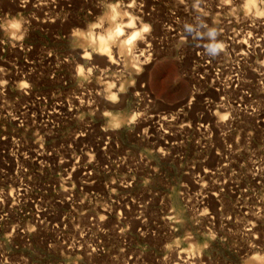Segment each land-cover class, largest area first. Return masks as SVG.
<instances>
[{
	"label": "rangeland",
	"instance_id": "374dc122",
	"mask_svg": "<svg viewBox=\"0 0 264 264\" xmlns=\"http://www.w3.org/2000/svg\"><path fill=\"white\" fill-rule=\"evenodd\" d=\"M246 2L0 0V25L22 22L0 27V264L264 256V9ZM112 6L123 35L152 27L121 68L85 43Z\"/></svg>",
	"mask_w": 264,
	"mask_h": 264
},
{
	"label": "bare ground",
	"instance_id": "6f19581e",
	"mask_svg": "<svg viewBox=\"0 0 264 264\" xmlns=\"http://www.w3.org/2000/svg\"><path fill=\"white\" fill-rule=\"evenodd\" d=\"M251 0H247L246 2V5H245V9L248 10L249 7L248 5L251 4L252 2H250ZM254 3V2H253ZM119 9L116 8L115 6H112L109 10V20H110V26L108 29H106L104 31H102V34H99L98 36H95L94 34H89L88 36L85 37V43L86 45L88 46H91L93 48L94 52L96 55H99V56H103L104 57V60L107 64H110L112 65L111 67H114L116 66L117 68L118 67H125L123 64L124 63H120V61L118 60V62L115 60V54L117 53V49L118 51H122L123 53H126L131 55V51H132V46L135 44V40H132V36L133 35H136L137 31H131L130 28L132 27H127V34H124L123 33L125 32L124 29H123V26L121 24H119L118 22H116V18L119 16ZM128 23V22H127ZM101 28V27H100ZM10 30L13 32V34L17 33V30L19 29H11ZM133 30V29H132ZM131 31V32H130ZM91 33V32H90ZM85 33H83L82 35H84ZM98 34V33H97ZM96 34V35H97ZM126 36L125 38L123 37V39L121 38V36ZM235 38V36H234ZM236 38L239 39L240 37L236 35ZM231 39L230 40V45H234V42L235 40L237 41V39ZM131 41V42H130ZM239 47H240V50L237 51L238 54H236V56H241L244 60H248L249 59V55H247L245 53L244 50H242V47L246 44H253L254 43V40L252 38L246 40V41H239ZM118 46V47H117ZM91 50V49H90ZM86 51V49H85ZM84 52V51H83ZM88 52V51H87ZM85 52L81 59L85 60V61H88L90 60L91 61V54ZM90 52V51H89ZM144 52V51H143ZM142 52V53H143ZM93 54V53H92ZM135 56V54H133ZM132 55V56H133ZM143 56V54H141ZM95 56V55H94ZM91 57V58H90ZM117 57V56H116ZM128 58V57H127ZM135 58V57H134ZM133 58V59H134ZM142 58V57H141ZM132 59V60H133ZM143 59V58H142ZM148 59V58H147ZM95 60V59H94ZM128 60V59H127ZM131 60V61H132ZM135 60V59H134ZM145 61V60H144ZM89 63V62H88ZM135 63H137L135 61ZM87 64V63H86ZM91 63H89L90 65ZM88 65V64H87ZM132 65V64H131ZM135 65V64H134ZM115 68V67H114ZM232 80V79H231ZM114 82V81H113ZM108 84V82L106 83ZM102 85V83H101ZM109 85V84H108ZM107 85V86H108ZM112 86V85H111ZM123 86V84H122ZM104 88V86H103ZM113 89V88H112ZM103 90V89H102ZM109 92V91H108ZM110 92L112 93V91L110 90ZM117 93V92H116ZM110 94V93H109ZM113 94V93H112ZM107 95V94H106ZM119 96V95H118ZM122 96V95H121ZM111 100L108 99V102H110ZM81 103V102H80ZM113 103L110 102V104H107V105H112ZM106 105V104H105ZM56 110V107L53 108V111ZM49 115H53V112L50 111L49 112ZM121 119L117 116V117H113L112 120H111V124L114 125V126H118L119 124H121ZM102 151L105 153L106 152V147H102ZM39 157H43L42 155L39 156ZM91 158V161H94V155H90L89 156V159ZM205 174H207V172H205ZM204 176V175H203ZM206 176V175H205Z\"/></svg>",
	"mask_w": 264,
	"mask_h": 264
},
{
	"label": "clouds",
	"instance_id": "9594fccd",
	"mask_svg": "<svg viewBox=\"0 0 264 264\" xmlns=\"http://www.w3.org/2000/svg\"><path fill=\"white\" fill-rule=\"evenodd\" d=\"M26 2V0H22V5ZM224 3L225 5H230L232 3V0H224ZM258 3L260 5V7L262 9H264V0H258ZM129 8H134L136 7V0H132V3L128 5ZM249 8H255L257 7V4H249L248 5ZM260 15L262 17H264V11H262L260 13ZM0 27H5L7 29H20L22 27V22L21 20L19 19H16V18H12V19H9L7 20L6 24L5 25H0ZM129 27H134V24L132 25H129ZM152 31V27L151 25H148V24H143V27H142V32H137L136 35H133L132 36V40H136L137 37H141L142 39L147 35V34H150ZM78 35H82V33H78ZM131 42V41H130ZM151 45H149L150 47ZM218 48L220 50H224V45H218ZM113 99H115V97H113ZM220 119L222 120H228L229 119V116L228 114H224L220 117ZM252 262H255V264H264V256H261L259 254L257 255H254L251 257V260L248 262V264H252Z\"/></svg>",
	"mask_w": 264,
	"mask_h": 264
}]
</instances>
